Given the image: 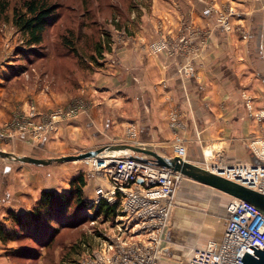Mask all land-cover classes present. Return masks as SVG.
<instances>
[{"label":"crops","instance_id":"0c3cea01","mask_svg":"<svg viewBox=\"0 0 264 264\" xmlns=\"http://www.w3.org/2000/svg\"><path fill=\"white\" fill-rule=\"evenodd\" d=\"M136 3L125 21L129 34L124 38L119 35L121 30L113 31L112 51L104 54L87 90L82 91L90 106L74 121L61 123L58 134L76 139L90 135L103 145L130 144L165 157L176 156L175 146L183 144L185 159L202 167L208 160L257 164L249 141L264 136V126L246 107L245 95L252 97L255 113L264 112V0ZM209 6L234 9L230 31L218 22L217 15L205 14ZM159 40L168 41L177 52L173 56L152 52L150 44ZM18 78L4 83L0 76V121L17 100H25L31 93L29 87L28 91L18 90ZM34 95L44 110L56 104L52 96ZM173 113L182 125L178 129L171 127ZM130 126L137 130L136 141L126 138ZM20 138L26 141L24 135ZM23 148L22 153H27L30 147ZM21 170L29 174L28 168ZM190 184L183 186V195L184 190L192 189ZM181 193L162 264L170 262L165 257L175 264L187 262L194 249L220 243L226 231L233 197L221 192L225 208L222 229L213 225L209 213H197L181 203ZM3 204L0 202V215Z\"/></svg>","mask_w":264,"mask_h":264},{"label":"rangeland","instance_id":"374dc122","mask_svg":"<svg viewBox=\"0 0 264 264\" xmlns=\"http://www.w3.org/2000/svg\"><path fill=\"white\" fill-rule=\"evenodd\" d=\"M26 1L32 0H0V76L4 83L20 77L18 90L28 91L29 87L31 92L25 100H17L8 116L0 121V150L54 159L104 147L105 144L90 135L87 139L61 137L59 125L76 119L67 113L79 104L84 105L79 115L90 106L82 91L87 90L94 69L104 58L97 54L96 47L101 41L104 47L108 46L107 52H111L113 31L119 29L129 34L125 21L137 0H36L37 4L52 7L54 13L43 43L37 46H31L27 36L15 24L16 17L27 13ZM34 94L52 96L56 104L44 110ZM10 96L16 98L13 94ZM60 111L63 116L53 119ZM33 122L35 126L30 125ZM49 123L54 127L52 130L36 131L41 134L38 137L34 134L35 128ZM260 123L264 126V120ZM20 127L27 128L25 134ZM21 135L26 141L21 140ZM23 145L30 147L25 150L27 153H22ZM100 158L44 167L0 157V202L4 203L0 215V229L4 230V239L0 236V264H79L85 255L105 249L124 236L127 222L122 213L107 219L98 216L96 208L92 207L99 205L96 203L98 185L106 183L104 173L96 168L105 167L99 164ZM22 167L28 168L29 174L24 173ZM80 174L87 182L84 192L87 209L73 206L66 216H60L63 227L53 222V228L59 231L50 246L20 238L11 213L30 215L45 191L69 195L71 182ZM185 183H191L192 189L184 190L186 195H183L181 190ZM179 192L184 197L181 203L194 208L197 213H209L213 225L218 224L224 229L225 208L221 192L185 177L176 195L175 208L179 205ZM164 260H170L169 264L176 263L171 258Z\"/></svg>","mask_w":264,"mask_h":264},{"label":"built area","instance_id":"2783aa9c","mask_svg":"<svg viewBox=\"0 0 264 264\" xmlns=\"http://www.w3.org/2000/svg\"><path fill=\"white\" fill-rule=\"evenodd\" d=\"M206 15H217L218 22L227 30L232 29L231 17L235 16L234 9L219 10L209 6ZM126 38L127 33H119ZM245 39L248 38L243 34ZM154 53L168 52L171 56L177 52L168 41L159 40L149 46ZM116 63L117 59L114 58ZM188 75L193 74L188 71ZM246 107L260 122L264 120V112L255 113L252 97L245 95ZM83 103L69 111L67 116L77 118L83 109ZM253 111L255 114H253ZM35 111H32L33 115ZM64 113L58 112L56 117ZM41 119V118H40ZM30 125H34L33 122ZM182 125L176 113L171 115V127L178 129ZM54 127L49 123L36 131L48 132ZM22 134L27 128L20 127ZM129 141L137 140V130L130 126L127 129ZM260 163L229 165L223 162L208 160L204 168L230 181L264 194V138L253 139L250 143ZM176 156L185 159L186 147L183 144L175 146ZM118 155H104L100 162L105 167L100 168L104 173L106 183L96 189L99 204L102 200L110 204L120 201V214L127 222L124 236L111 243L109 247L96 250L85 255L79 264H162L165 243L171 227L172 214L175 209V199L181 181L185 178L167 168L146 162L147 156L122 151ZM107 156V157H106ZM95 161V160H94ZM119 214V216H120ZM252 245L257 250L264 248V215L252 204L233 198L229 205V218L226 231L220 243L209 242L205 248L193 250L189 260L180 264H243V256Z\"/></svg>","mask_w":264,"mask_h":264},{"label":"trees","instance_id":"16d2710c","mask_svg":"<svg viewBox=\"0 0 264 264\" xmlns=\"http://www.w3.org/2000/svg\"><path fill=\"white\" fill-rule=\"evenodd\" d=\"M27 13L16 17L15 24L28 38L31 46L41 45L44 41V33L49 26L50 18L53 16L52 7L37 4L36 0L26 1ZM108 46L104 47L99 41L96 47L97 54L104 56L108 51ZM87 186L85 176L80 174L71 182L69 195H58L51 191L43 192L39 202L30 215H17L11 213V220L20 238L26 237L37 244L50 246L54 242L55 233L59 229H54L52 224L57 222L63 227L60 216H66L73 206L87 209L88 203L84 199V192ZM96 208L98 216L109 219L119 216L120 201L110 204L102 200ZM0 236L4 239V230L0 229Z\"/></svg>","mask_w":264,"mask_h":264},{"label":"water","instance_id":"95a60500","mask_svg":"<svg viewBox=\"0 0 264 264\" xmlns=\"http://www.w3.org/2000/svg\"><path fill=\"white\" fill-rule=\"evenodd\" d=\"M115 150L131 151L135 154H143L147 156L145 159L146 162L167 168L176 173H181L188 179L219 190L233 198L246 201L255 206L264 215V194L214 174L210 170L188 161L181 156L165 157L155 151L138 148L130 144H108L97 150L54 159L36 158L27 155L10 153L3 150H0V157L13 162L48 167L54 163L96 159L103 156L106 152ZM258 163H260V161ZM242 261H244L243 264H264V248L261 246L260 249L257 250L250 245L247 252L243 256Z\"/></svg>","mask_w":264,"mask_h":264},{"label":"bare ground","instance_id":"6f19581e","mask_svg":"<svg viewBox=\"0 0 264 264\" xmlns=\"http://www.w3.org/2000/svg\"><path fill=\"white\" fill-rule=\"evenodd\" d=\"M117 152H122V151H117V150H115V151H110V152H106V154H108L109 156H113V155H115V153H117ZM101 157V156H100ZM99 157V158H100ZM102 158V157H101ZM97 159V158H96ZM100 165H102L103 163H99ZM103 166H105V165H103Z\"/></svg>","mask_w":264,"mask_h":264}]
</instances>
